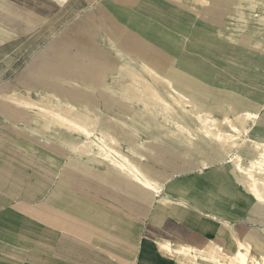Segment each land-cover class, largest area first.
Listing matches in <instances>:
<instances>
[{"label": "bare ground", "instance_id": "bare-ground-1", "mask_svg": "<svg viewBox=\"0 0 264 264\" xmlns=\"http://www.w3.org/2000/svg\"><path fill=\"white\" fill-rule=\"evenodd\" d=\"M173 1L182 3V0ZM228 2L231 8L227 10L231 15L227 18L232 25L228 30L244 31L254 21L263 26L261 32V29L254 32L264 33V0ZM190 3L193 10L196 5L210 4L208 0H191ZM142 9L143 5L135 8L143 15V23L150 25L134 22L132 26L142 30L140 33L142 38L148 39L146 42L134 43L136 36L123 37L126 26L117 27L114 14L110 18L104 15L98 20L106 31L101 35L105 50L102 54L98 52V57L90 53L101 68L93 62H85L87 43L72 34L69 41L75 44L76 52L70 59L62 58L66 59L67 70L51 65L50 71H45L47 67L43 64L31 74L34 87L27 90V97L15 91L10 93L8 98L14 105L24 107L17 113L25 124L19 127L18 119H13L9 127L35 136L25 138L19 133L13 138L14 142L31 151L38 146L37 151L46 152L48 156H59L54 148L68 152L70 160L60 165L55 186L61 181L63 171L79 170V163L86 171L103 169L108 176L126 182L127 189L142 188L145 194L154 197L150 208L162 207V218L173 216L184 220L178 210L189 208L191 197L187 195L198 188L204 193V186L215 180L225 187L238 185L242 195L264 209V134L257 131L261 114L243 103L239 105L238 101L244 97L238 96L237 102L232 103L230 95H224V99L213 96L214 105L209 109L187 92L181 84L189 85L188 73L199 75L198 79L206 77L200 72L198 63L195 61L197 66H194L193 60L184 54L186 45H180L194 28L186 24L188 31L178 28V31L167 33L175 45L168 55L176 57L175 51L182 54L176 57L178 69L172 65V57L163 56L165 54L151 45L156 36L149 42L145 33L154 22ZM195 15L200 16L199 13ZM75 31L82 32L83 28ZM216 33L237 43L233 33L225 35L218 28ZM176 34L178 37L174 36ZM68 39L61 37L63 43ZM252 43L256 47L261 45L260 40ZM147 45L153 48L149 50ZM200 63L203 62L200 60ZM32 89L37 91L36 98L31 96ZM164 138L181 146L189 155L204 156L209 149L223 160L214 161L210 156L201 158L194 166L198 170L195 174L166 175L160 180L159 169L150 161L158 159V142ZM205 169L207 171H202ZM118 186L120 184L114 185ZM196 200L194 203H199ZM214 210L218 211L216 205L209 216L221 225V232L207 233L195 244L172 242L157 236L142 242L141 252L169 264H264V246H259L258 238L240 235L232 222ZM260 231L264 232V223Z\"/></svg>", "mask_w": 264, "mask_h": 264}, {"label": "rangeland", "instance_id": "rangeland-1", "mask_svg": "<svg viewBox=\"0 0 264 264\" xmlns=\"http://www.w3.org/2000/svg\"><path fill=\"white\" fill-rule=\"evenodd\" d=\"M208 1L210 4L196 5V9L193 10L190 7L191 0H182V3H177L173 0H0V95L3 96L5 94V97L0 96V133L8 131L11 139L19 133L25 138H35V136H30L24 131L9 127L13 119H18L17 125L19 127L25 124V121L20 119L17 113L18 110L20 111L24 107L14 105L12 100L8 98L10 93L15 91L17 94L27 97V90L34 87L31 74L43 64L47 67L45 71H50L51 65L58 70H67L66 59L73 57L76 52L75 44L69 41L72 34H77L79 39L85 40L84 42L87 43L85 46V62H93L101 68L100 63L98 64L94 56L90 54L97 56L98 52L102 54V50H105L101 35L106 31L101 27L98 20L101 18L100 11L112 12L118 18V24H126L130 27L134 22L145 24V22L143 23L141 12L134 10L139 5H143L142 11H145L146 14L149 13L148 16L154 22L145 35L149 38V42L153 40L151 38L156 36L155 41L153 40L150 43L151 45L153 44L156 50L165 54L163 55L165 57L168 55L167 52H170L175 46L170 38L167 37L168 32H175L178 28L188 31L191 27L196 31L194 33L192 30L188 39L184 42L181 41L180 45L187 46L184 47L186 50H184V54L193 60L194 66H197L195 61L198 63V68L202 70L200 72L205 74L206 77L198 79L199 75L188 73L189 85H181L187 92L194 94L198 101L206 105L207 108L212 109L214 105L213 96L224 99V95L232 96L233 93H238V95H247L253 102H263L264 33L258 34L254 32V30L258 29H261V32L263 26L252 21L244 31L228 30L232 26L230 25L231 20L227 18V16L231 15L227 10V8H231V4H229L228 0ZM171 9L172 12L170 11ZM173 9H177L179 13H175ZM18 13L20 14L18 15ZM195 13H199L200 16H196ZM179 20L189 25V28L187 25H177ZM147 25H150V23ZM79 27H82L83 31L77 33L75 29ZM217 28L225 35L233 33L237 38V43L234 44L224 36H219L216 33ZM123 30V35L136 36L135 40H138V42H146L148 40L142 38L140 33L142 30H137L134 26L130 30L127 27L123 28ZM160 35L165 37L162 38ZM111 36L115 39V35L111 34ZM174 36L178 37V34ZM61 37L69 39L63 43ZM255 40H260L261 45L253 46L252 42ZM174 55L180 57L182 54L175 51ZM63 57L66 59L62 60ZM171 57V55H168L169 59ZM176 57H172V61H174L172 65L179 69ZM200 60L203 63H200ZM260 68L263 70H259ZM192 83L194 85H191ZM30 92L32 97H37L35 89L30 90ZM231 102L234 103V101ZM214 113L216 114L217 111H214ZM261 113L264 114V110ZM261 127L258 126L257 131L264 134V130ZM7 142L11 144L9 139L3 140L2 143L6 145ZM158 145V151L156 152L158 159L151 160L150 164L159 169L160 180L166 175L195 174L198 170L194 166L197 165L201 158L205 159L210 156L214 161L220 162L223 160L221 155L211 154L209 149H206L207 146L205 144L203 147L207 153L204 156L189 155L181 146L171 142L168 138L158 142ZM34 148H36L34 151L27 148H15L18 149L15 151L4 149L3 147L0 148L3 151L0 153V225L4 229H8L7 222H13L14 220V215L11 216L13 217L12 219L8 217L9 208L16 202L13 197L15 196L19 199L24 197L23 194H13L15 188H20L19 191L23 190L26 192L34 189L36 195L40 196L46 190H50L49 185L53 177L56 176L60 165L70 160L68 152L62 151L60 148H54V151L59 156H48L46 152L44 154L37 151L38 146H34ZM213 168L211 167V169ZM80 170L77 173H80L83 179H91L88 176L93 173L104 174L103 169L94 170L93 168L86 171L83 164H80ZM217 171L220 172V169H217ZM108 177L109 187L98 180L79 181L74 179L71 184L75 189L69 194L72 195L76 192L81 200L86 201L85 204L92 205L93 209H91L93 211H97L95 210L97 208L103 210L106 214L117 212L120 216L127 218L126 215L131 213L138 217L137 206L131 208L132 204L130 203V198H134L132 196L134 190L127 189L126 182L116 177ZM115 184H120V186L114 187ZM200 185L201 187L204 186ZM204 188V193L201 188H198L190 196L187 195V192L185 194L191 197L193 203L197 199L200 204H206L210 211H212V206L215 204L218 211L225 213L229 218H233L232 216L235 215L237 221L234 226L236 228L240 227L242 223L247 231L260 235L264 240V232H260V226L264 223V209L261 205L249 200L246 195H242L238 187L234 188L232 185L224 187L223 184L220 186L216 180L209 186H204ZM70 195H66V198L71 202H75V199L72 196L70 197ZM114 205L118 206V208L113 207ZM214 211L216 212L217 210ZM20 220H15V222L18 221L20 223ZM24 220L26 227L21 229L25 231L18 233L23 236L22 240L28 241V243L34 244L35 239L45 240V242L37 245L40 253L50 257H59L60 253H56V248L60 247L61 250L71 255L84 251L85 256L90 258L91 251L95 249L96 255L99 254L100 258L107 262L111 260L113 264V258L110 255L99 251L96 247L94 248V244L92 245L86 239L74 238V236L67 234L65 231L62 234L57 233L58 235L56 234L53 237L49 233V228L43 223L28 218H24ZM139 221L141 223V220H137V223ZM147 224L148 221H144L141 224L140 240L137 242L138 248L134 253L135 257L140 255L141 243L149 242V238L146 239ZM103 225L107 226V224ZM107 227L111 232L119 230L118 226L112 227L111 224H108ZM51 238H56L63 246L52 247L55 243ZM64 255L65 252L61 253V256L64 257ZM140 263L158 264L145 258H141Z\"/></svg>", "mask_w": 264, "mask_h": 264}, {"label": "crops", "instance_id": "crops-1", "mask_svg": "<svg viewBox=\"0 0 264 264\" xmlns=\"http://www.w3.org/2000/svg\"><path fill=\"white\" fill-rule=\"evenodd\" d=\"M17 3L20 4L19 2ZM170 11L172 12V9ZM173 11H175V13H179L177 9H173ZM175 13L173 12V14ZM19 14L20 13H18V15ZM104 15L110 18L112 12H105L101 10L100 16L102 17ZM114 19L116 21L118 20L117 17ZM178 22L186 25L182 20L177 21V23ZM124 25L129 30L132 28V26L129 27L126 24L120 25L117 22V27L119 28H122ZM123 37L129 38V36L125 35H123ZM135 39L134 43H136L135 41H138ZM147 48L151 50L153 47L151 48L148 46ZM130 50L131 49L128 48L129 52H131ZM259 70L262 71L263 69L260 68ZM233 96L234 98L232 99ZM238 96L244 97L238 101L239 105H242L243 103L247 105L245 107L250 108L251 110H256L261 114L257 121V125L260 127L262 126L261 128L264 130V114L261 113V111L264 110V101L253 102L247 97V95L244 96L241 94L238 95V93H233L232 96H230V102L234 101V103H236V97ZM0 134V148L3 147L4 149H11V151L18 150L15 148H21L14 142L13 139H11L8 131H4ZM6 139H9L11 144H8L7 142V144L4 145L2 142ZM2 152L3 151L0 150V153ZM78 165L80 166V163ZM77 171H80V169L78 170L73 168V170L68 169L63 171L64 175L60 176L61 181L57 186H55V182L57 180L56 173V176L53 177V180L49 185L50 190H46L40 196L36 195L34 189L28 191L27 193L23 190L17 191L20 188H15V192H13V194H23L24 197H20V199L15 196L13 197L16 202L9 208L8 217L9 219L14 217V220L13 222H7L8 229H4L3 226L0 225V264H112L111 260H108L107 262L100 258L99 254L96 255L94 251L95 249L91 251L90 258L85 256L84 251L71 255L70 253L60 249L59 246H63V244H61L56 238H51V240L55 243L52 247H59L58 249L56 248V253H60L59 257H50L44 253L38 252L37 245L45 242V240L35 239L34 244L31 242L28 243V241L22 240L23 236L18 233L20 231H25L21 229L22 227H26L24 218L43 223L47 226V228H49L48 230L50 232H48L53 237H55L57 233L62 234L64 233L63 231H65L67 234L74 236V238L79 237L90 241L92 245L94 244V248L96 247L99 251L110 255L113 258V264H141V258L148 259L149 261L158 264H169L157 257L155 258L143 254L141 249L140 255L138 257L134 256V253L138 248L137 242L140 240V227L144 221H148L146 227V239L149 238V240L155 239L158 236L167 238L172 242L178 241L195 244L196 242L201 241L207 233L221 232V225L218 222L213 221L211 216H209L211 212L207 208L206 204L197 203V205L191 201L188 209L180 208V210H178V214L182 216L184 220H179L173 216H164L162 218L160 217V212H163V208H150L154 197L150 194H145L142 191V188L134 187L131 189L134 190V193H132L134 198H130V203L132 204L131 208L137 206V210L139 211V213H137L139 215L138 217L132 215L131 213L126 215L127 218L120 216L117 212L106 214L103 210L97 208L95 209L97 211H93L92 205H87L88 203L85 204L86 201L83 199L81 200L77 196L76 192L72 195L69 194L75 189L71 183L74 179L79 181L98 180L109 187V177L106 173H93L88 176L91 179H83ZM223 173L224 172L222 171V174ZM219 174L220 173L217 174L218 177ZM218 183L220 184L219 181ZM223 186L225 187L224 184ZM236 187H238V185L234 186V188ZM66 195H70V197L72 196V198L75 199V202H71L68 198H66ZM195 205L198 207L194 208ZM214 205L215 204H213L212 207H214ZM113 207L118 208L116 205ZM218 215L225 217L233 224L237 221L235 215L232 216L233 218H229L228 215L222 213L221 211H219ZM15 220H20L21 222L18 223V221L15 222ZM137 220H141V223L140 221L137 223ZM103 224H107V226L108 224H111L112 227L118 226L119 230L111 232V230ZM237 229L239 230L240 235L248 234L247 236H255L260 241L259 246H264V240L262 237L247 231L242 223L240 224V227H237ZM64 252L65 255L63 257L61 256V253Z\"/></svg>", "mask_w": 264, "mask_h": 264}]
</instances>
